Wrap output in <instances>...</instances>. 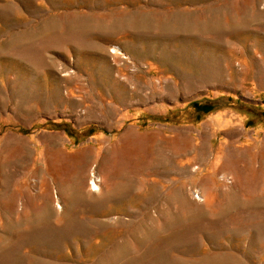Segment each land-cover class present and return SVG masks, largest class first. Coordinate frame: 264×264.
<instances>
[{
    "label": "rangeland",
    "instance_id": "rangeland-1",
    "mask_svg": "<svg viewBox=\"0 0 264 264\" xmlns=\"http://www.w3.org/2000/svg\"><path fill=\"white\" fill-rule=\"evenodd\" d=\"M0 264H264V0H0Z\"/></svg>",
    "mask_w": 264,
    "mask_h": 264
},
{
    "label": "trees",
    "instance_id": "trees-1",
    "mask_svg": "<svg viewBox=\"0 0 264 264\" xmlns=\"http://www.w3.org/2000/svg\"><path fill=\"white\" fill-rule=\"evenodd\" d=\"M201 109H202V112L205 113L211 109V106H204Z\"/></svg>",
    "mask_w": 264,
    "mask_h": 264
},
{
    "label": "bare ground",
    "instance_id": "bare-ground-1",
    "mask_svg": "<svg viewBox=\"0 0 264 264\" xmlns=\"http://www.w3.org/2000/svg\"><path fill=\"white\" fill-rule=\"evenodd\" d=\"M190 82H191V81H190ZM236 132H237V131H236ZM202 134H203V133H202ZM204 134H205V133H204ZM201 136H202V135H201ZM206 136H207V134H206ZM233 136H234V135H233ZM234 137H235V136H234ZM91 186L94 187V183H93V182L91 183Z\"/></svg>",
    "mask_w": 264,
    "mask_h": 264
}]
</instances>
